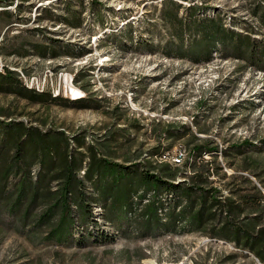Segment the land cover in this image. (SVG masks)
<instances>
[{
  "label": "rangeland",
  "instance_id": "1",
  "mask_svg": "<svg viewBox=\"0 0 264 264\" xmlns=\"http://www.w3.org/2000/svg\"><path fill=\"white\" fill-rule=\"evenodd\" d=\"M211 17L249 38L246 57L237 42L218 44L208 60L179 55L183 42L204 44L196 22ZM256 49L264 52V0H0V166L12 160L24 126L73 155L83 180L65 242L47 238L59 208L50 223L36 224L51 205L46 198L30 209V224L0 202V264H264L245 239L228 237V229L227 237L214 234L230 220L249 227L252 241L264 235V59L253 57ZM202 144L218 150L200 155L194 147ZM34 149L24 144L33 181L40 170L47 181L65 167L54 155L52 168H42ZM95 159L136 169L132 182L148 171L180 183L179 198L169 204L167 190L157 197L154 188L136 187L119 214L100 202L93 180L103 168ZM22 173L4 192L20 189ZM64 176L50 188H61ZM188 186L196 213L199 188L216 189L224 217L204 225L181 217ZM78 214L91 215L82 223Z\"/></svg>",
  "mask_w": 264,
  "mask_h": 264
},
{
  "label": "trees",
  "instance_id": "2",
  "mask_svg": "<svg viewBox=\"0 0 264 264\" xmlns=\"http://www.w3.org/2000/svg\"><path fill=\"white\" fill-rule=\"evenodd\" d=\"M13 1L14 0H9V2ZM191 21L194 20L191 19ZM189 23L190 22L184 23L183 30H177V34H179L182 42L184 31L188 30L190 27ZM196 27V33L200 34L201 38L205 40L204 44L202 43V41L199 42L198 38L193 39L192 43L186 47H184L183 42L181 45L175 46V50L179 53V55H190L191 57H194V60L197 61L204 59L208 60L212 55V51L217 48L218 44L231 46L234 45L235 42H237L239 46H244L245 53H240V57H246L247 52H249V50L254 47V45L249 41V38L241 39L240 34L236 33L233 29L227 28L222 19L211 17L206 20H199L196 22ZM195 45H200V49L198 51H194ZM251 53H253V57L258 55L257 59L259 60L264 59L259 58V55H261V57L264 56V52L259 54L260 50L256 49L255 52L252 51ZM259 60H257L258 63ZM9 71L11 72V70ZM23 128L24 126L21 127L22 132L20 134V137L23 135L22 133L25 132L26 138L22 141H20V137L17 139V143L15 142L17 149L12 157V160H10V163L8 165L0 166V202L2 203L1 210L8 211L9 213H11L9 214L10 216L16 215L15 218L23 224H30L31 220L29 218L32 215L30 214V209L35 203L38 202L40 198H46V201H49L51 205L48 206L47 212L45 214L39 216L36 224L39 226L44 222L50 223V220L53 218V216L56 215L52 213H54V211L59 208L62 212L56 222H54L51 233L47 238L57 242H65L72 235L73 225L75 224L71 204H78V194H81L80 191L83 186V180H81L74 173V171H76L79 167V164L77 160H75L73 155L68 156L66 154L64 148L63 152L59 151L60 148L58 149L56 144L57 142L53 137H50L47 134H36L32 130L25 131V128L24 130ZM28 142L34 145L35 149L33 150V157L35 158V161H37L40 157L42 168H52V164L54 163L52 162L51 157L56 155L57 157H60L62 161L61 163L65 164L63 170L53 176H49V180L47 181L44 178V174L47 172L40 170L38 175L35 176V181H33L30 169L28 167H25V164L28 163L27 166H30L31 164L30 162H28L25 153H23L24 144ZM194 149L197 150V153H199L200 155H203L205 151L216 152L218 150L217 147L210 148L206 144L195 145ZM96 159L93 163L98 161L103 168V171L101 173L98 172L100 174V178L98 180H96V178L93 180L97 172L95 173L92 162V167L90 169L88 168V177H92L94 185L99 189L98 191L103 198V200H100V202H107L108 204H111V208L115 211H118L119 214H126V204L124 203L129 200L130 195H132V192L136 189V187L142 188V186H144L147 188H154L152 192L156 194L157 197H159V189L163 188L169 192V204L171 203V200L176 199L177 202V199L179 198V191L182 189L180 183L175 184L174 182L165 180L157 173H150L148 171L142 172L140 178L132 182L129 181V177L133 174H139L136 173V169H131L126 166H120L118 165V163H113L110 161L104 162ZM21 171H23V173L21 174L22 176L18 183L15 184L17 186L21 185L20 189L15 186L12 190L10 189L7 192H4L6 190V185H4V183L8 181L11 176L18 175ZM62 174L65 175V180H63L62 182V187L57 190H52L50 188L51 180H53L55 177L61 176ZM128 181L133 183L134 185H130L132 187H129V185H127ZM135 182L138 184H136ZM187 188L188 189L184 192L186 194L185 200L180 203L181 206L184 205L180 213L181 217L187 215L190 219L189 222L196 223L198 225H204L205 222L214 220L216 218L218 219V217H220L221 215V217H224L223 215L224 213H226L228 208L226 206V203H221L222 201L220 200V198H218L216 189L210 190L209 188H205L203 186L202 189L199 188V190H202V205L200 211L196 213L194 209L196 207L197 200L196 198H191L193 196L195 187L188 186ZM208 200H210L209 203H207ZM253 203L254 205H257L260 202H257L255 200L253 201ZM154 206V204L152 206H149L151 213H154L155 211ZM217 207L220 209L219 212H213L216 211ZM158 208L161 209L162 206L159 205ZM168 208L169 205L167 207L165 206V208L161 211L166 214ZM18 211H23V213H21L20 215L13 214ZM82 211L84 213L85 210L82 209ZM18 215L19 217H17ZM80 215L81 217H83L82 223H85L88 219L87 216H90L91 214H78V216ZM227 215V217L230 216V214ZM223 224V227H221L218 232H215L214 234L221 237L234 236L235 240H240L242 238L245 239V245H250L255 250L257 255L264 261V235H262L259 240L256 238L252 241L249 227H244V225L240 226L238 223H232L230 220H226ZM227 229L229 235L226 236ZM103 235L104 237H106V239L109 240L115 238L113 236H109V234L106 232H103ZM250 241H252L251 244ZM260 245L262 246L260 247Z\"/></svg>",
  "mask_w": 264,
  "mask_h": 264
},
{
  "label": "built area",
  "instance_id": "3",
  "mask_svg": "<svg viewBox=\"0 0 264 264\" xmlns=\"http://www.w3.org/2000/svg\"><path fill=\"white\" fill-rule=\"evenodd\" d=\"M4 69H5V64L0 60V72L4 71ZM73 96L74 97H79L80 94H76V95H73ZM182 156H184V154L182 152L177 154V156L174 158L175 161L180 162L182 160Z\"/></svg>",
  "mask_w": 264,
  "mask_h": 264
},
{
  "label": "bare ground",
  "instance_id": "4",
  "mask_svg": "<svg viewBox=\"0 0 264 264\" xmlns=\"http://www.w3.org/2000/svg\"><path fill=\"white\" fill-rule=\"evenodd\" d=\"M78 96V95H77Z\"/></svg>",
  "mask_w": 264,
  "mask_h": 264
}]
</instances>
